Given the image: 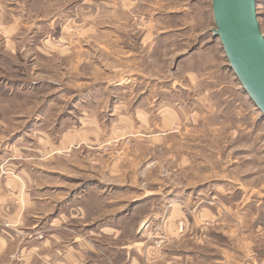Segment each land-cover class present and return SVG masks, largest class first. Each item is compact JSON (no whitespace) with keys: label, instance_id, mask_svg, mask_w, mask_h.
Segmentation results:
<instances>
[{"label":"rangeland","instance_id":"rangeland-1","mask_svg":"<svg viewBox=\"0 0 264 264\" xmlns=\"http://www.w3.org/2000/svg\"><path fill=\"white\" fill-rule=\"evenodd\" d=\"M211 2L0 0V170L27 176L26 225L56 210L61 252L264 264V117L222 58ZM256 12L264 35V0Z\"/></svg>","mask_w":264,"mask_h":264},{"label":"crops","instance_id":"crops-1","mask_svg":"<svg viewBox=\"0 0 264 264\" xmlns=\"http://www.w3.org/2000/svg\"><path fill=\"white\" fill-rule=\"evenodd\" d=\"M18 2L34 3L38 2V0H18ZM221 52L223 54L222 58H225L223 50ZM3 153L4 150L0 149V165ZM4 167L6 171L10 170L12 172H2L0 170V264L8 263L10 253L13 251H19L24 257L26 256V260L29 261L28 264H86L88 260L85 258L88 256L90 249L82 242L76 247L64 249V253L57 248L59 238L56 232L60 228L57 226L56 210L48 213L37 211L34 215L29 216L35 219L45 218V221H49L48 225H41L39 220H37L38 223L32 222V224L26 225L25 201L27 202L30 199V194L25 189L27 176L19 165L14 169L11 163H7ZM28 179L31 180L32 178L28 176ZM9 187L15 193L13 197L9 195ZM47 189V191H51L53 188L47 187ZM48 197L44 196L42 197L43 199L33 198V204L44 202ZM14 199L16 203H14ZM84 217L85 213L82 211L81 218ZM4 220L9 222L10 225H1ZM98 227L104 228L106 226L103 223ZM81 229L87 228L82 226ZM26 234L32 235V237L25 240ZM38 234H43L42 239L36 237Z\"/></svg>","mask_w":264,"mask_h":264},{"label":"water","instance_id":"water-1","mask_svg":"<svg viewBox=\"0 0 264 264\" xmlns=\"http://www.w3.org/2000/svg\"><path fill=\"white\" fill-rule=\"evenodd\" d=\"M213 37L221 44L234 76L264 117V35L257 0H211Z\"/></svg>","mask_w":264,"mask_h":264}]
</instances>
